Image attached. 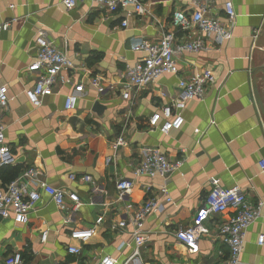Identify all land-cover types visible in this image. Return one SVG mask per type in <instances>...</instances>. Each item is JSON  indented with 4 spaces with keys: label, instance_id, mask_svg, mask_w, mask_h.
<instances>
[{
    "label": "crops",
    "instance_id": "0c3cea01",
    "mask_svg": "<svg viewBox=\"0 0 264 264\" xmlns=\"http://www.w3.org/2000/svg\"><path fill=\"white\" fill-rule=\"evenodd\" d=\"M141 1L147 14H135L127 7L104 20L88 2L67 10L62 0H0V25L9 22L0 36V84L7 87L9 97L2 122L5 144L13 156V163L0 173V188L35 165L49 185L66 188L81 201L77 212L68 207L60 212L42 196L27 224L0 220V264L13 253L21 254L22 264H96L103 256L116 264H217L227 257L228 247L216 238L215 227L232 212L206 223L208 235L200 240L197 254H188L174 238L178 227L191 224L206 199L209 180L217 179L224 188H242L251 203L264 202V172L259 168L264 157V0H233L237 18L232 38L220 44L214 36L205 37L204 51L176 57L177 76L160 77L132 92L129 101L118 92L99 95L90 78L100 76L104 86L119 83L124 65L140 59L133 47L175 31L172 13L192 10L191 0ZM223 2L214 0L211 9L222 23ZM124 20L126 27L121 26ZM40 28L48 31L74 69L62 73L34 109L24 91L35 81L26 67L36 56L34 40ZM176 37L182 40L185 35L176 33ZM202 70L211 71L214 84L203 102L186 104L181 129L167 136L149 134L151 115L178 97V80ZM68 76L83 86L71 112L63 109L64 98L73 92L63 82ZM95 103L103 107L99 113L93 111ZM118 137L123 146L114 151L111 143ZM144 148L157 149L182 166L167 181L172 203H162L163 210L147 218V241L133 255L131 228L120 229L118 223H128L145 200L159 198L164 184L160 178L134 175ZM108 157L112 161L105 164ZM69 175H75L76 181H70ZM82 176H90L92 182L83 183ZM119 179L134 182L122 201L114 189ZM93 226L94 235L84 244L68 237L73 229ZM42 233L47 234L45 242L40 240ZM259 235H264V211L247 231L240 264H264V246H257ZM68 247L80 248V254H69Z\"/></svg>",
    "mask_w": 264,
    "mask_h": 264
},
{
    "label": "built area",
    "instance_id": "2783aa9c",
    "mask_svg": "<svg viewBox=\"0 0 264 264\" xmlns=\"http://www.w3.org/2000/svg\"><path fill=\"white\" fill-rule=\"evenodd\" d=\"M88 2L103 14L104 20H108L119 11H125L127 7L133 8L132 12L138 15L147 14V9L141 0H62L67 10L73 9L77 3ZM214 0H191L190 13L175 11L171 16V25L175 31L165 32L157 41L142 40L134 46L132 51L140 55V59L134 65L125 64L120 72V80L117 84L103 85L100 76L89 79L99 95L118 92L123 101H129L132 92L145 89L154 84L165 75L177 76L179 69L176 57L197 54L204 51L205 37L214 36L216 42L222 43L232 38L235 27L236 13L233 0H224L222 11L224 23L211 15ZM132 12H127L130 15ZM122 27L127 26V21L121 22ZM9 28V22L0 25V36ZM192 31H195L192 34ZM176 33H182L185 38L178 40ZM34 44L36 56L26 67V72L35 77L32 87L24 91L28 103L37 109L41 106V99L52 92L58 77L64 72L74 69L64 51L53 45L46 29L36 31ZM64 84L70 86L73 92L64 98L63 109L66 112L75 110L78 102V93L83 89L80 83H74L68 76ZM214 84V77L209 70H202L187 78L179 79L177 89L178 97L165 105H162L156 113L148 119L149 134L158 132L167 136L172 131H179L184 123L182 112L188 102H203L210 86ZM165 98V94H160ZM9 103L8 91L5 85L0 84V173L2 169L13 163V156L5 144V127L2 115L7 110ZM213 125V122L210 123ZM195 134H200L194 130ZM123 146L122 138L118 137L111 143V149L117 151ZM111 157L105 159V164L111 162ZM182 162H171L157 149L144 148L140 151V160L135 168L136 177L160 178L164 184L159 190V198L154 197L145 200L132 212L128 223L121 221L118 228H131V242L134 245L133 255H138L139 249L147 241L144 233V224L151 214L160 213L163 204H171L168 196L167 181L169 177L180 170ZM259 168L264 172V157L259 161ZM70 181H76L75 175H69ZM85 184L92 182L90 176L80 178ZM209 191L203 204L196 211L190 225L178 227L174 232V238L181 244L188 254L198 253L200 240L208 235L206 223L214 217L232 212V216L215 227L216 238L228 247V255L217 264H240L247 231L251 225L262 218L264 202L258 199L255 203L248 200L247 193L240 187H221L217 179L209 180ZM134 182L119 179L115 182L114 189L119 200H123L131 193ZM45 196L47 202L53 204L60 212H66L67 207L71 213H75L81 207L78 196L66 189L49 185L43 172L35 165L22 170L16 178L0 188V220H12L14 224L25 225L29 216L38 210L41 197ZM69 203V204H67ZM130 208L127 207L126 210ZM64 223H68V217H64ZM95 226L91 228H76L69 232V239L79 243L88 242L94 235ZM46 233H42L40 240L45 242ZM257 246H264V235L257 238ZM67 252L73 255L80 254V248L68 247ZM4 264H22L20 253H13L6 257ZM96 264H116L109 256H103Z\"/></svg>",
    "mask_w": 264,
    "mask_h": 264
},
{
    "label": "water",
    "instance_id": "95a60500",
    "mask_svg": "<svg viewBox=\"0 0 264 264\" xmlns=\"http://www.w3.org/2000/svg\"><path fill=\"white\" fill-rule=\"evenodd\" d=\"M102 109H103V107H101V106L99 105V103H95V104H94L93 111L99 113Z\"/></svg>",
    "mask_w": 264,
    "mask_h": 264
}]
</instances>
